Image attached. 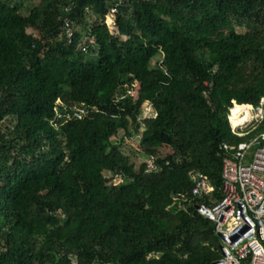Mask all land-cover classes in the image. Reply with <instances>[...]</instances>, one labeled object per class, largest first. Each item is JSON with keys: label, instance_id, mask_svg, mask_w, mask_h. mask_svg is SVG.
I'll return each mask as SVG.
<instances>
[{"label": "trees", "instance_id": "trees-1", "mask_svg": "<svg viewBox=\"0 0 264 264\" xmlns=\"http://www.w3.org/2000/svg\"><path fill=\"white\" fill-rule=\"evenodd\" d=\"M22 11L0 0V264H213L221 240L198 206L223 197L221 144L264 132L238 137L228 122L264 97V0ZM194 172L213 197L185 203Z\"/></svg>", "mask_w": 264, "mask_h": 264}, {"label": "built area", "instance_id": "built-area-1", "mask_svg": "<svg viewBox=\"0 0 264 264\" xmlns=\"http://www.w3.org/2000/svg\"><path fill=\"white\" fill-rule=\"evenodd\" d=\"M114 8L111 14L116 13ZM68 38L73 37L70 21ZM249 107L235 120L234 110ZM151 107V106H150ZM153 108V107H152ZM231 132L246 137L264 122V97L257 106L234 105L228 115ZM223 158V197L220 201L200 204L198 211L215 224L220 237V258L213 264H264V132L239 144H221ZM154 168V159L147 162ZM191 203L195 198L213 197L214 187L202 172H194Z\"/></svg>", "mask_w": 264, "mask_h": 264}, {"label": "rangeland", "instance_id": "rangeland-1", "mask_svg": "<svg viewBox=\"0 0 264 264\" xmlns=\"http://www.w3.org/2000/svg\"><path fill=\"white\" fill-rule=\"evenodd\" d=\"M41 0H18L19 3H21V5L23 6V11L25 14H27L29 12V10L33 7L36 6L40 3ZM106 23L110 26V28L112 30L116 29L115 28V22H114V16L113 15H109L106 18ZM243 31V30H242ZM163 55L161 53L157 54L154 58V60L152 61V65H155L156 63H158L159 61H161ZM134 92L133 95L135 98H137L138 96V84L134 85ZM143 113H144V117L145 118H151L154 116V109L150 106H148L147 104L144 105V109H143ZM11 126L10 122L8 121L6 123L5 126L3 127H8ZM121 137H124V133L121 132ZM122 150L127 154L131 156V160L132 161H136L139 163V161L141 160L140 157V148H139V143L136 139H125L123 142V146H122ZM109 176V175H108ZM110 177V176H109Z\"/></svg>", "mask_w": 264, "mask_h": 264}, {"label": "bare ground", "instance_id": "bare-ground-1", "mask_svg": "<svg viewBox=\"0 0 264 264\" xmlns=\"http://www.w3.org/2000/svg\"><path fill=\"white\" fill-rule=\"evenodd\" d=\"M250 108L249 107H240L234 110L235 116L232 117V120L235 121L244 110L248 111Z\"/></svg>", "mask_w": 264, "mask_h": 264}]
</instances>
